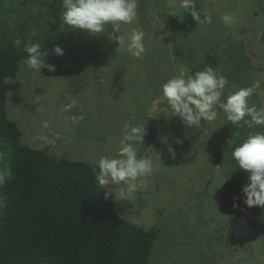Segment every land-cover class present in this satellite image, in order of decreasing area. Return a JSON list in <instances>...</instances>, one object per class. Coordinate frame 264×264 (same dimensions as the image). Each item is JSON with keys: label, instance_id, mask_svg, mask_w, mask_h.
I'll return each mask as SVG.
<instances>
[{"label": "rangeland", "instance_id": "1", "mask_svg": "<svg viewBox=\"0 0 264 264\" xmlns=\"http://www.w3.org/2000/svg\"><path fill=\"white\" fill-rule=\"evenodd\" d=\"M21 1L0 0V49L10 45L3 26L18 31L25 23L28 36L19 39L26 41L36 30L44 38L31 39L48 52L46 63L55 66L54 72L39 74L24 63L26 54L10 81L8 117L19 126L24 144L57 159L86 162L98 174V159L117 154L124 124H144L138 157L153 160V174L141 178L128 199L120 196L118 185L105 187L120 202L121 216L160 230L151 263L264 264V207L243 203L248 174L230 154L264 125L236 127L217 108V121L189 128L172 116L161 96L163 83L181 64L189 74L210 66L227 78L222 100L254 87L248 103L264 107V0H195L197 11L212 15L207 25H198L180 0H138L136 21L121 25L120 35L127 40L133 28L145 32L146 50L139 59L111 41V25L97 35L68 28L63 41L52 32L58 25L47 12L51 1ZM231 12L236 23L229 27L221 16ZM55 47L64 55L57 56ZM1 166L0 153V171Z\"/></svg>", "mask_w": 264, "mask_h": 264}, {"label": "trees", "instance_id": "2", "mask_svg": "<svg viewBox=\"0 0 264 264\" xmlns=\"http://www.w3.org/2000/svg\"><path fill=\"white\" fill-rule=\"evenodd\" d=\"M49 1L50 21L58 25L52 32L64 41L70 27L58 15L63 0ZM24 2L36 0L20 5ZM3 29L10 45L0 49V153L1 171L10 176L0 185V264H152L160 230L121 216L120 202L114 195L104 198L107 187L98 184L90 164L24 144L19 126L8 117L7 100L26 55L14 41L26 38L27 29L25 23L18 31Z\"/></svg>", "mask_w": 264, "mask_h": 264}, {"label": "clouds", "instance_id": "3", "mask_svg": "<svg viewBox=\"0 0 264 264\" xmlns=\"http://www.w3.org/2000/svg\"><path fill=\"white\" fill-rule=\"evenodd\" d=\"M179 6L190 11L198 25L212 22L210 12L196 10L195 0H180ZM62 8V22L71 29L97 35L104 33L106 26L111 25V41L115 40L134 58L139 59L145 53L143 30L133 28L127 40L120 35L121 25H131L136 21L138 0H63ZM236 15L235 12L225 13L221 20L231 27L236 23ZM35 36L37 31L33 30L26 41L17 38L14 46L19 48L23 43V50L27 54L24 63L29 69L39 74L41 69L54 72L55 66L45 60L48 52L42 51L40 43L31 39ZM53 51L57 56L64 55L60 47H55ZM190 71L186 64H181L178 74L167 79L161 87V96L166 99L172 116H178L187 127L200 128L202 120L211 123L217 121V108L223 110L227 120L236 127L264 125V107L257 108L248 103L254 87H243L222 100L228 81L219 70L209 66L194 74H189ZM75 103L73 100L67 108L70 109ZM145 126L126 122L117 154L112 157L101 156L96 162L99 170L96 176L98 184L102 188L118 185L120 196L125 199L137 191L141 178L151 176L154 171L150 157H138L137 145L143 144ZM44 127H48V124L45 123ZM230 154L239 170L248 174V182L242 188L243 203L248 208L264 207V131L249 134ZM8 176L9 172L0 171V185ZM104 192L106 200L114 195L110 187ZM238 206L235 203L233 205L234 208Z\"/></svg>", "mask_w": 264, "mask_h": 264}]
</instances>
